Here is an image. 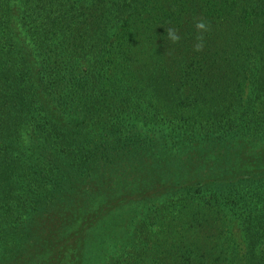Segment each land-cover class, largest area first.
Returning a JSON list of instances; mask_svg holds the SVG:
<instances>
[{
  "label": "trees",
  "instance_id": "16d2710c",
  "mask_svg": "<svg viewBox=\"0 0 264 264\" xmlns=\"http://www.w3.org/2000/svg\"><path fill=\"white\" fill-rule=\"evenodd\" d=\"M116 243L108 264H264V0H0V264Z\"/></svg>",
  "mask_w": 264,
  "mask_h": 264
},
{
  "label": "clouds",
  "instance_id": "9594fccd",
  "mask_svg": "<svg viewBox=\"0 0 264 264\" xmlns=\"http://www.w3.org/2000/svg\"><path fill=\"white\" fill-rule=\"evenodd\" d=\"M194 28L198 35L195 37L192 50L193 52L199 53L204 50L205 34L211 30V26L205 20L200 19L195 21ZM165 37L172 44H177L181 40L178 30L173 27L165 28Z\"/></svg>",
  "mask_w": 264,
  "mask_h": 264
},
{
  "label": "rangeland",
  "instance_id": "374dc122",
  "mask_svg": "<svg viewBox=\"0 0 264 264\" xmlns=\"http://www.w3.org/2000/svg\"><path fill=\"white\" fill-rule=\"evenodd\" d=\"M121 176H123V174ZM247 192H249V191L247 190ZM246 196H249L250 200H251L250 192ZM124 211L123 212L125 214L128 210L125 209ZM119 212L120 211H118V208H116V207L111 210V213L114 214L113 217L115 219V220H113L115 225H112V226L115 227V226L118 225L119 226L118 229L120 228V226H123V222H124L123 221L124 220V216H120L121 214H119ZM235 220H237V219H235ZM240 225H241L240 222H238V224H237L236 221H233L231 223L229 229H226V230H228L229 233H232L234 235V237L237 239L238 242H241V238H242L241 237L242 236V229H241L242 227ZM120 247H121V244H117V243H116V245L114 247H111V246L107 247V249L105 251L106 256H105V258L103 260L104 262L102 264H108L109 261L111 260L112 254H114V253L120 254Z\"/></svg>",
  "mask_w": 264,
  "mask_h": 264
}]
</instances>
